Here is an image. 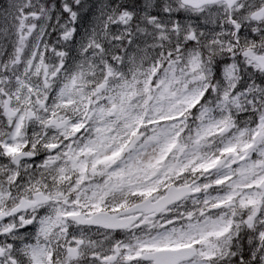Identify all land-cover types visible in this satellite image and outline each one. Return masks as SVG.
I'll list each match as a JSON object with an SVG mask.
<instances>
[{
  "label": "snow or ice",
  "instance_id": "snow-or-ice-1",
  "mask_svg": "<svg viewBox=\"0 0 264 264\" xmlns=\"http://www.w3.org/2000/svg\"><path fill=\"white\" fill-rule=\"evenodd\" d=\"M0 264H264V0H0Z\"/></svg>",
  "mask_w": 264,
  "mask_h": 264
},
{
  "label": "rangeland",
  "instance_id": "rangeland-1",
  "mask_svg": "<svg viewBox=\"0 0 264 264\" xmlns=\"http://www.w3.org/2000/svg\"><path fill=\"white\" fill-rule=\"evenodd\" d=\"M119 238V237H118Z\"/></svg>",
  "mask_w": 264,
  "mask_h": 264
}]
</instances>
